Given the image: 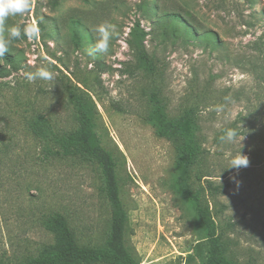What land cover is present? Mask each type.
Listing matches in <instances>:
<instances>
[{
	"label": "rangeland",
	"instance_id": "rangeland-1",
	"mask_svg": "<svg viewBox=\"0 0 264 264\" xmlns=\"http://www.w3.org/2000/svg\"><path fill=\"white\" fill-rule=\"evenodd\" d=\"M148 6L158 10L149 14ZM38 19L44 35L12 41L19 67L0 58L9 69L0 75V263L23 264L53 245L46 222L56 214L65 216L80 246L101 247L109 235L110 207L96 163L64 156L28 127L43 117L60 132L76 129L67 76L90 85L95 132L116 164L125 245L139 264H206L209 246L177 188L176 146L152 123L154 96L168 119L196 113L202 154L194 186L214 217L225 259L264 264V118L249 124L251 137L241 135L250 164L238 173L227 170L228 160L242 145L219 139L225 128L238 127L239 114L264 113V56L253 47L264 39V0H32L30 12L8 23L23 28ZM105 21L117 26L109 50L90 56L95 28ZM137 21L148 32L153 74L139 68L127 44ZM75 23L87 34L80 46ZM44 58L55 77L28 82L25 72Z\"/></svg>",
	"mask_w": 264,
	"mask_h": 264
},
{
	"label": "trees",
	"instance_id": "trees-1",
	"mask_svg": "<svg viewBox=\"0 0 264 264\" xmlns=\"http://www.w3.org/2000/svg\"><path fill=\"white\" fill-rule=\"evenodd\" d=\"M158 7L148 6L147 12L152 14ZM178 21V14L168 15ZM179 24V23H178ZM182 25V24H180ZM73 40L80 46L87 34H81L80 24L75 23ZM251 27L252 25L243 24ZM39 31L44 35L46 28L41 19H38ZM189 31V27H185ZM148 32L137 21L131 29L127 44L135 54L139 68L149 74L155 73L156 67L146 47ZM18 40H14L16 42ZM255 51L264 56V39L260 38L253 44ZM3 61L11 68H18V56L6 53ZM7 68L0 67V75L8 73ZM65 85L67 101L73 110L77 124L73 132H60L50 125L43 117L32 118L28 127L30 131L42 138L57 144L66 157H81L96 163L104 185V194L110 207V230L106 242L101 247L80 246L70 228L65 216L56 214L48 218L47 228L55 234V243L45 247L37 257L31 258L23 264H139L125 245V226L127 215L120 198V189L117 182L116 164L110 152L101 145L98 134L95 132L96 104L90 95V85L79 79L73 82L66 76ZM75 78V77H74ZM77 79V78H75ZM152 123L160 137L170 139L176 146V184L179 192L194 207L203 231L208 240V256L206 264H235L225 259V245L209 206L202 203L201 190L194 186L195 179L201 177L194 175V168L202 154L198 136V119L194 110H186L178 119H168L164 107L157 96L153 97ZM264 113L260 111L238 115L240 135L251 137L249 124L260 123ZM196 177V178H195ZM206 177V176H205ZM204 177V178H205ZM210 187H213L210 184ZM1 264V263H0Z\"/></svg>",
	"mask_w": 264,
	"mask_h": 264
},
{
	"label": "clouds",
	"instance_id": "clouds-1",
	"mask_svg": "<svg viewBox=\"0 0 264 264\" xmlns=\"http://www.w3.org/2000/svg\"><path fill=\"white\" fill-rule=\"evenodd\" d=\"M32 7V0H0V58L4 57L6 53H10L12 41L19 40L22 36L28 40H35L39 38V27L33 22L31 25L21 28L16 25H9L8 21L12 17L23 16L30 12ZM117 26L107 21L99 24L95 28L96 37L93 48L88 50V55L94 56L96 53H107L110 47L111 40L116 33ZM47 58L41 61V66L34 71L29 70L25 72V79L28 82H35L36 80L49 81L52 80L56 73L52 69L51 64L47 63ZM225 97V100H228ZM217 111H222V106H218ZM245 136L241 137L238 127H228L223 130L220 136V143L223 145L235 144L237 141L242 145ZM240 150L230 155L228 160L229 167L227 170L234 169L239 172L241 168H247L250 164L249 157ZM239 185L235 176L229 178Z\"/></svg>",
	"mask_w": 264,
	"mask_h": 264
}]
</instances>
